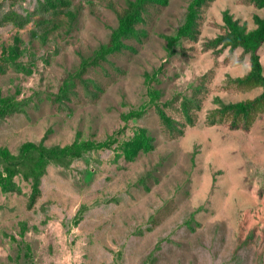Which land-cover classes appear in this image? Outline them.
Listing matches in <instances>:
<instances>
[{
	"label": "rangeland",
	"instance_id": "374dc122",
	"mask_svg": "<svg viewBox=\"0 0 264 264\" xmlns=\"http://www.w3.org/2000/svg\"><path fill=\"white\" fill-rule=\"evenodd\" d=\"M69 1L0 0V150L81 149L0 184V264H264V4Z\"/></svg>",
	"mask_w": 264,
	"mask_h": 264
},
{
	"label": "trees",
	"instance_id": "16d2710c",
	"mask_svg": "<svg viewBox=\"0 0 264 264\" xmlns=\"http://www.w3.org/2000/svg\"><path fill=\"white\" fill-rule=\"evenodd\" d=\"M264 4V0H257ZM69 0H44L47 8H56L57 5H68ZM141 5L137 6L132 3L128 9H125L120 14L122 20L121 33L125 36H130L136 31V24L141 19L140 14ZM7 18L14 19L8 16ZM235 44L242 45L245 49L251 53L253 78L264 81L262 74V62L261 57L263 54L262 49L264 48V20L261 22L259 28L250 34H246L244 31H236L232 37ZM1 68V67H0ZM264 97L258 98L256 101L251 102L249 105L241 106V112L244 108L248 110L255 106L257 103L262 101ZM163 119L169 121L165 115H162ZM247 120L235 121L236 126L247 128ZM81 149L76 146L71 147H60L53 146L47 147L43 143H26L21 152L17 155L10 154L8 150H0V184L6 186L10 180L18 174L23 175L26 179H30L33 182V199L34 202L40 194L41 178L47 171V166L51 161L67 166L69 160L72 157L80 156ZM69 156V160H67Z\"/></svg>",
	"mask_w": 264,
	"mask_h": 264
}]
</instances>
